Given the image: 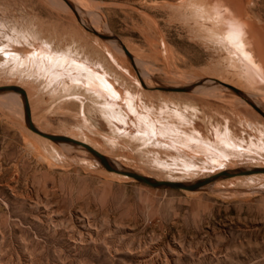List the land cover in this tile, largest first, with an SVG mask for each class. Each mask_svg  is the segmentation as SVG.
I'll list each match as a JSON object with an SVG mask.
<instances>
[{
    "label": "rangeland",
    "instance_id": "374dc122",
    "mask_svg": "<svg viewBox=\"0 0 264 264\" xmlns=\"http://www.w3.org/2000/svg\"><path fill=\"white\" fill-rule=\"evenodd\" d=\"M67 1L74 10L63 0H0V26H22L36 34V46L45 38L58 51L101 61L115 88L138 94V114L114 109L126 120L114 121L122 129L115 139L109 118L91 111L95 125L82 122L71 110L81 111L80 102L62 104L27 78L24 54L8 59L0 52V85L25 91L36 128L85 142L112 163L156 179L193 181L220 171L219 164L187 166L196 155L211 161L213 154L198 149L204 141L227 148L221 160L233 159L230 169L264 167V115L224 85L264 114V80L231 63L184 10L187 0ZM217 1L251 26L264 64V0ZM4 45L0 39V50ZM1 99L0 264H264V173L195 191L150 187L106 171L79 146L30 131L19 94ZM175 113L186 117L175 121ZM158 120L183 133L192 129L200 140L189 150L168 144L165 131L164 138L141 135ZM217 133H227L237 148ZM242 155L250 159H235Z\"/></svg>",
    "mask_w": 264,
    "mask_h": 264
},
{
    "label": "bare ground",
    "instance_id": "6f19581e",
    "mask_svg": "<svg viewBox=\"0 0 264 264\" xmlns=\"http://www.w3.org/2000/svg\"><path fill=\"white\" fill-rule=\"evenodd\" d=\"M186 3L187 5L184 7V10L185 11L187 10V12L190 15V18L199 22L200 29L210 36L209 40L211 42L220 45V47L222 46L224 50L227 51L226 53H228V58L232 61L231 63H235V62L239 63L240 64L239 68L241 72L255 74L256 76L259 75L261 79L264 80V64L262 61L258 60L259 58L258 56L260 55H258L259 54L257 53L258 51L256 52V49L258 48V43L257 42L255 43V40H252L249 37L248 29H250L251 26L246 25L241 20L236 8L234 11H231L233 8L231 9V8H228L227 6H224V5L222 6L216 2H212L208 0H187ZM27 31L28 30L26 29L24 30L22 26H19V27L15 26V27H9V28L5 27L4 25L0 26V39L3 41L5 40L6 42V45L2 47L0 52L3 53L4 56L8 59L11 58L12 55H18V54L23 55L24 54L22 57L25 58V61L21 59L23 62H20V63L23 67V72L25 70V72L27 73V78L30 77L32 81L34 80L41 81L43 83V88H45L46 91L52 93L53 97L61 98L59 100H60V103L62 104L72 103L77 107V103L80 102L83 105V108L81 109V111L78 109V112H77V109L75 110L74 108H73L74 110L73 109L71 110L72 112L75 113V115H77L78 118H80L81 121L83 119L87 123L94 124L96 123L95 122L96 117L92 118L89 114L91 113V111L96 112V113L100 112V115H102L103 117L107 119L108 118L110 119L109 123H111V127L113 129L112 131L115 134V139L116 137H119L120 135H122L120 133L122 129H120V127L117 126L114 121L123 120L126 123L125 115H122L120 112H117L114 109L116 107H119L120 109H124L127 115V111H126V107H127L128 111L133 112V114L137 113V105L135 103H136V98L138 99V94L137 93L131 94L129 91L125 89L119 90L118 88H115V85H114L115 82L113 83L109 80L111 76H109L110 74H107L105 70V66L101 63V61L96 62L98 60H95L94 62H91L89 55H86L85 57H82L81 59H79L80 56H75L77 54L71 53L70 50H66V49L63 51H58V49H56V46L54 47L53 45L54 43H51V41H48V39H45V38H42V39L40 38L41 42L38 46H36L34 44V40L36 39L35 38L36 34L30 35ZM261 39H264V38H261ZM17 45H20V48L16 47ZM23 45H27L29 46V48L31 47V49L25 48L26 46L24 47ZM8 46H11L12 50L9 51L8 49L5 52L4 48ZM82 55H85V54L83 53ZM128 55L130 57L129 53ZM263 55L264 54H262V56ZM93 60L94 59H92V61ZM18 69L22 71V68L21 69L18 68ZM17 70L15 69L16 74H18ZM254 77H251V78L253 79ZM260 77H255L257 78V84L258 83L260 84L262 82L261 79H258ZM262 85L264 86V83ZM73 86L76 88H79L80 90H83V92H74L76 90H74ZM213 92L214 91L210 93H206V95L204 93L203 96L212 95ZM14 93L15 92H0V96H1L0 99L3 98L4 100L5 96H8ZM235 93L238 94L244 101L247 102L248 99L244 95L240 94L239 92H235ZM261 96H262V93H261ZM99 99L106 100L107 103L105 102L101 103L99 102ZM111 99L113 100L111 101ZM108 101H110L111 103ZM88 103L92 105L89 106ZM253 104L257 106L256 103H253ZM82 115H83V118H82ZM110 116L112 117L110 118ZM185 117L186 116L179 117L176 113L174 114V119L175 121L177 120L178 122H181L182 121L181 118L184 119ZM173 120L171 122H173ZM158 122H159V126H157L158 124H156L154 125V127L146 125L147 124L146 123L145 127H142L143 129L140 131L141 135H146L148 139H150V136L152 134L155 137L157 136L161 137L163 135V138H164L165 134L163 133V131H165L167 133H170L169 136L165 137L167 138L168 144H172L176 148H178L179 146H182V148L186 147L189 150H193L191 147H188V144L190 141H191L190 143H192V141L200 140V139H197V136L195 135L196 133L192 129H189L188 132L183 133L181 132V130L174 128V126H171L172 123L171 124L164 123L161 120H158L157 123ZM217 137L221 139V141L225 144L226 147L231 146V147L237 148L234 145V143L231 141L232 139L230 140V137L227 133H217ZM107 139L110 141L113 140L112 138H109V137ZM59 143L64 145L63 142H59ZM177 145L179 146L177 147ZM201 145L202 147L200 148L198 146L199 150H201L202 152L207 151L208 153L213 154V157L210 155L212 157L211 161L209 162L208 159L205 158V160L203 159V161H201L200 163V160H198V157H196L197 155L196 156L191 155L192 159L193 160L195 159V160L191 161L192 164L187 165V166L195 167V168H197L198 166V168L199 167L204 168V167H210V165L219 164L221 165L220 171L230 169L229 165H231L233 159H229L225 157L226 159L223 158L221 160V158L223 157L222 156L223 154L225 155L229 153L227 148L224 149V147H221L220 145L219 147L207 141H204ZM204 147H206V149H204ZM198 149H197V152H198ZM237 150H240V149H237ZM236 158L250 159V157L246 155H242L239 157L235 156V159ZM191 162L189 161V163ZM113 164L116 168H119V169L123 168L117 163H113ZM143 175H146V174H143ZM248 175H251V176L246 177V179H252V176L256 177V175L254 174H248ZM248 175H244V176H248ZM257 175H260V174L257 173ZM236 177H240V176H236Z\"/></svg>",
    "mask_w": 264,
    "mask_h": 264
},
{
    "label": "water",
    "instance_id": "95a60500",
    "mask_svg": "<svg viewBox=\"0 0 264 264\" xmlns=\"http://www.w3.org/2000/svg\"><path fill=\"white\" fill-rule=\"evenodd\" d=\"M63 1L68 7H70V9L74 10L71 4L67 0H63ZM123 50L125 51L126 55L129 57L124 47H123ZM224 85L228 87L229 89H231L233 92H238L236 88H233L230 85H226V84ZM8 91L19 94L21 101H22L23 121L25 123V126L30 131L53 142H63V143H69L75 146H79L83 148L85 151H87L106 171H111V172H114L120 175L130 177L150 187L169 188V189L175 188V189H181V190H186V191H195V190H199L203 188L204 186L218 179L227 178L231 176L264 173V167H251L248 169H229V170L218 171L216 173H213L205 177L198 178L193 181H179V180L156 179L151 176L143 175V174L137 173L135 171H132L126 168L119 169V168H116L114 164L104 154L97 151L96 149L88 145L87 143H84L80 140L68 137L66 135L47 133V132L41 131L38 128H36L33 125L31 118H30V110H29V105L27 102L25 91L17 85H12V84L0 85V92H8ZM247 102L254 110L264 115L263 112L256 105H254L251 101L247 100Z\"/></svg>",
    "mask_w": 264,
    "mask_h": 264
},
{
    "label": "crops",
    "instance_id": "0c3cea01",
    "mask_svg": "<svg viewBox=\"0 0 264 264\" xmlns=\"http://www.w3.org/2000/svg\"><path fill=\"white\" fill-rule=\"evenodd\" d=\"M212 2H216V3H218L219 5H222V6L224 5V4H221L220 1H217V0H213Z\"/></svg>",
    "mask_w": 264,
    "mask_h": 264
}]
</instances>
